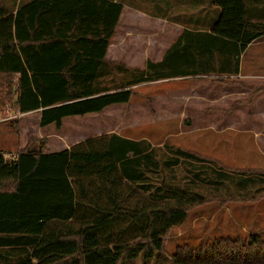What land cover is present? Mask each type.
Here are the masks:
<instances>
[{
  "label": "trees",
  "instance_id": "16d2710c",
  "mask_svg": "<svg viewBox=\"0 0 264 264\" xmlns=\"http://www.w3.org/2000/svg\"><path fill=\"white\" fill-rule=\"evenodd\" d=\"M213 4L220 15L211 31L241 43V51L264 36V18L252 19L245 0ZM123 8L112 0H32L13 13L0 0V105L12 102L18 116L7 121L16 133L19 115L37 112L40 129L60 130L66 118L130 103L132 87L141 82L186 75L170 70L166 56L159 64L149 61L144 71L107 58ZM251 88V96L264 92V85ZM123 139L111 133L54 152L48 137L30 133L14 156L0 150V262L264 264L259 233L169 252L172 230L191 210L238 198L203 196L163 182L171 192L164 200L160 187L154 193L139 183L142 169L122 170L128 157L116 155L112 140ZM176 193L190 202L171 203Z\"/></svg>",
  "mask_w": 264,
  "mask_h": 264
},
{
  "label": "rangeland",
  "instance_id": "374dc122",
  "mask_svg": "<svg viewBox=\"0 0 264 264\" xmlns=\"http://www.w3.org/2000/svg\"><path fill=\"white\" fill-rule=\"evenodd\" d=\"M25 1L3 0L10 10ZM133 1L140 4L144 0ZM246 3L253 15L264 18V0H257L258 7L253 0H246ZM137 26L139 28L141 24ZM251 58L255 63L246 66ZM244 62L260 86L264 78V38L249 49ZM132 88L134 94L130 103L111 106L102 115L67 120V132L73 129L95 132L98 128L105 130L110 124L124 138L120 142L112 140L116 155L128 157L121 166L122 170L131 167H137L138 171L142 169L144 175L139 183L154 193H158L155 190L160 187L164 200L169 201L171 192L161 187L163 182L203 196L238 198L223 204L219 200L212 201L191 210L185 222L172 230L167 241L168 251L172 253L178 245L184 244L196 247L224 236L246 237L249 233L264 236V145L258 144L250 133L221 132L219 128L189 130L185 126L178 127L177 120L157 118V112L152 114L148 110L156 106L153 93L169 89L168 83H146ZM258 100L257 114L250 118L246 113L244 118H240V129L251 123L264 127V92H258ZM5 104L11 107L12 102L1 104L0 110ZM161 104L168 106L163 99ZM11 110L17 117L12 107ZM37 114L19 115V134L9 126V121H0V150L8 157L14 156L18 148L26 144L30 133L48 137V149L53 150V140L60 137L52 134L62 133V130L57 132L54 126L40 129ZM211 121L217 124V120ZM66 135L72 140L75 137ZM192 152L212 161L192 157ZM174 197V201L170 199L174 204L191 200L179 193Z\"/></svg>",
  "mask_w": 264,
  "mask_h": 264
},
{
  "label": "crops",
  "instance_id": "0c3cea01",
  "mask_svg": "<svg viewBox=\"0 0 264 264\" xmlns=\"http://www.w3.org/2000/svg\"><path fill=\"white\" fill-rule=\"evenodd\" d=\"M30 1L19 2L13 10H8L15 13ZM112 1L122 3L124 8L108 47L110 61L123 63L130 70L144 71L149 61L159 64L166 56L170 70L187 72L138 84L168 83L169 89L153 93L156 106L148 109L152 114L157 112V118L177 120L178 127L185 126L189 130L219 128L221 132L250 133L258 144L264 145V127L251 123L240 129L239 125V119L246 113L250 118L257 114L258 93L251 96L254 92L251 87L258 86V81L253 79L249 67L246 69L255 62L251 58L245 66L244 59L249 49L264 36L241 51V43L213 33L212 27L220 15L213 0H144L140 4L133 0ZM253 3L255 7L260 6L257 0ZM259 16L253 15L252 19H259ZM138 24H141L139 28ZM262 79L261 85H264ZM162 99L168 106L161 104ZM107 109L64 119L62 133L52 134L60 138L53 140L50 151L70 149L88 138L111 133L122 136L110 124L105 130L98 128L95 132L80 129L67 132V120L102 115ZM211 120H217V124ZM66 134L75 137L72 140ZM12 261L5 259L0 264Z\"/></svg>",
  "mask_w": 264,
  "mask_h": 264
},
{
  "label": "built area",
  "instance_id": "2783aa9c",
  "mask_svg": "<svg viewBox=\"0 0 264 264\" xmlns=\"http://www.w3.org/2000/svg\"><path fill=\"white\" fill-rule=\"evenodd\" d=\"M3 108V110H0V121L9 120L12 117H15L12 114V110L9 104H5Z\"/></svg>",
  "mask_w": 264,
  "mask_h": 264
}]
</instances>
